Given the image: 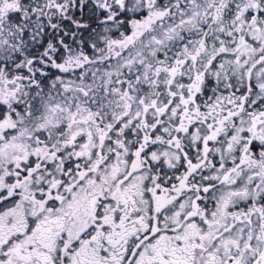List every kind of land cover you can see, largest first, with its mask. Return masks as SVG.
<instances>
[{
  "label": "snow or ice",
  "instance_id": "1",
  "mask_svg": "<svg viewBox=\"0 0 264 264\" xmlns=\"http://www.w3.org/2000/svg\"><path fill=\"white\" fill-rule=\"evenodd\" d=\"M0 264H264V0H0Z\"/></svg>",
  "mask_w": 264,
  "mask_h": 264
}]
</instances>
